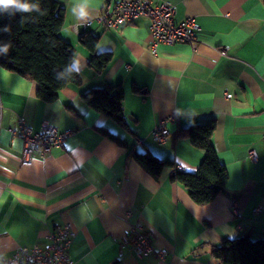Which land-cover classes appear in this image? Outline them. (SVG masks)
I'll use <instances>...</instances> for the list:
<instances>
[{
    "label": "crops",
    "instance_id": "1",
    "mask_svg": "<svg viewBox=\"0 0 264 264\" xmlns=\"http://www.w3.org/2000/svg\"><path fill=\"white\" fill-rule=\"evenodd\" d=\"M57 1L64 10L61 36L87 66L79 86L63 88L49 103L37 98L34 81L0 66V259L44 245L67 222L76 230L74 264H220L210 250L223 239H264V0H153L176 6L175 23L193 18L200 28L194 47L160 43L155 50L147 18L116 29L75 28L72 0ZM108 1L117 0H89L92 18ZM85 33L98 36L96 54H111L100 73L88 67L90 55L79 42ZM106 85L123 91L122 126L80 98ZM168 116L178 120L157 144L151 130ZM17 117L34 130L48 121L74 134L49 154L25 159L23 141L10 132ZM210 122L228 178L213 201L199 206L170 177L194 172L204 155L179 130ZM130 151L149 152L171 168L153 178L127 157ZM136 221L153 243L154 252L143 257L132 250ZM159 249L167 250L164 261Z\"/></svg>",
    "mask_w": 264,
    "mask_h": 264
},
{
    "label": "trees",
    "instance_id": "2",
    "mask_svg": "<svg viewBox=\"0 0 264 264\" xmlns=\"http://www.w3.org/2000/svg\"><path fill=\"white\" fill-rule=\"evenodd\" d=\"M38 3L45 15L33 13L21 23L22 14L14 16L0 14V47L11 44L7 55H0V66L7 71L18 73L36 83V96L44 102L54 101L63 88L69 85L79 86V76L73 77L64 66L75 54L73 46L61 36L64 25V10L57 0H30ZM26 15V14H25ZM5 27L8 32L2 31ZM80 44L88 51V67L95 72H102L111 61L110 53L96 54L98 36L89 33L79 38ZM54 70L63 72L66 82L54 78ZM83 103L108 116L118 125H124V94L119 87L106 85L90 88L80 95ZM215 125H191L180 129L178 136L188 139L191 144L203 152V159L194 172L176 171L170 180L187 190L190 199L199 206L206 205L224 190L227 172L219 163L211 142ZM132 158L153 178H158L161 171L171 168L169 162L163 161L149 152L135 154ZM211 256L220 264H264V239H250L241 236L232 240L223 239L219 245L210 250Z\"/></svg>",
    "mask_w": 264,
    "mask_h": 264
},
{
    "label": "built area",
    "instance_id": "3",
    "mask_svg": "<svg viewBox=\"0 0 264 264\" xmlns=\"http://www.w3.org/2000/svg\"><path fill=\"white\" fill-rule=\"evenodd\" d=\"M176 6L169 1L154 3L153 0H117L105 3L102 11L90 19L87 25L78 23L75 28L86 29L93 23L101 25L106 29H116L123 24H128L144 17L149 20V30L152 36V47L162 44L188 43L193 47L196 45L195 33L200 29L193 18H187L180 23H175L173 16ZM226 48H221V53H226ZM231 98V94H226ZM176 116H168L151 130V139L157 144H163L168 140L169 132L166 128L168 123L177 122ZM13 137L23 141V156L25 159L33 155L45 156L54 148L62 147L68 137L74 131L60 132L48 121H43L38 130L26 124L23 117H17L15 128L11 131ZM251 161H256L257 154L254 150L248 152ZM181 167L173 168V172ZM232 208L237 216L236 203L232 201ZM261 207L254 209L257 213ZM129 215V212L127 213ZM76 236V230L72 223L67 222L56 226L46 237L44 245L32 247H19L9 257L0 259V264H74L70 256V246ZM130 238L133 252L143 257L153 253L152 238L145 232L140 221H136L130 228ZM167 254L166 249L156 252L157 258L164 261Z\"/></svg>",
    "mask_w": 264,
    "mask_h": 264
},
{
    "label": "clouds",
    "instance_id": "4",
    "mask_svg": "<svg viewBox=\"0 0 264 264\" xmlns=\"http://www.w3.org/2000/svg\"><path fill=\"white\" fill-rule=\"evenodd\" d=\"M71 11L76 17L80 25H87V23L92 18L91 11L89 7V0H72ZM17 13L22 14L21 23H24L28 16L33 13H39L40 15H45L44 12L40 11V6L38 3H32L30 0H0V14H8L9 16H14ZM26 14V15H25ZM2 31L8 32L9 28L5 27ZM11 44H6L0 47V55H7ZM87 66L86 60L77 58L73 55L70 62L64 66L68 73H71L73 77L80 76L82 73V68ZM54 78L58 82H66L63 72L54 70Z\"/></svg>",
    "mask_w": 264,
    "mask_h": 264
}]
</instances>
